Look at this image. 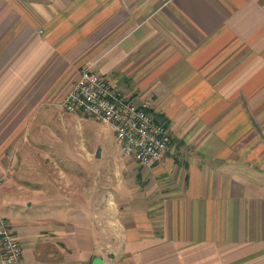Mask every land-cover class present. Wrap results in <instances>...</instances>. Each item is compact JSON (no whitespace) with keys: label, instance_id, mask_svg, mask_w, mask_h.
Here are the masks:
<instances>
[{"label":"crops","instance_id":"obj_1","mask_svg":"<svg viewBox=\"0 0 264 264\" xmlns=\"http://www.w3.org/2000/svg\"><path fill=\"white\" fill-rule=\"evenodd\" d=\"M86 64L145 101L171 148L125 168L109 155L107 179L95 167L89 190H64L96 217L104 188L115 219L38 217L34 237L14 231L24 263L264 264V0H0V145L48 136Z\"/></svg>","mask_w":264,"mask_h":264},{"label":"rangeland","instance_id":"obj_2","mask_svg":"<svg viewBox=\"0 0 264 264\" xmlns=\"http://www.w3.org/2000/svg\"><path fill=\"white\" fill-rule=\"evenodd\" d=\"M52 104L55 123L54 127L49 128L48 136L42 135L33 141L30 137L24 138L22 144L11 141L0 145V174L4 175L0 183V211L11 220L18 237L25 234L34 237L30 236V230L37 226L36 220L49 214L60 220H72L77 217V222L80 215L82 222H85L88 213L87 217L98 218V226L103 228L106 227L104 224H109L111 219H115V211L106 208L110 202H106L109 194L107 195L108 191L104 188L102 201H96L95 206L101 204L97 209L101 211L96 217L91 215L94 206H84L80 211L78 202L67 205L61 195L64 190L74 192L76 196L80 191L89 190L94 183L95 177L91 171L95 167L102 168L103 179H107L106 171L113 162L106 159L109 155L119 156L121 168L126 167L125 158L128 156L118 151L108 122L91 115L65 112L59 107L57 100ZM95 130L99 138H95ZM69 177L70 182L67 181ZM55 198L59 200L52 201ZM58 205L61 207L56 208ZM65 205L74 206V210ZM40 220L42 222V219ZM49 239L47 237L42 243L43 247H52L53 241ZM38 243L32 239L28 240L27 247L37 251ZM57 243L65 247L64 244ZM118 243L106 240L97 242V245L100 252L108 255L110 244Z\"/></svg>","mask_w":264,"mask_h":264},{"label":"built area","instance_id":"obj_3","mask_svg":"<svg viewBox=\"0 0 264 264\" xmlns=\"http://www.w3.org/2000/svg\"><path fill=\"white\" fill-rule=\"evenodd\" d=\"M57 104L70 113L88 114L109 123L117 149L141 164L158 160L172 140L165 122L145 101L121 96L90 65L78 67ZM0 174V183L3 179ZM0 264H25L11 220L0 211Z\"/></svg>","mask_w":264,"mask_h":264},{"label":"water","instance_id":"obj_4","mask_svg":"<svg viewBox=\"0 0 264 264\" xmlns=\"http://www.w3.org/2000/svg\"><path fill=\"white\" fill-rule=\"evenodd\" d=\"M88 264H102V259L99 253H94L90 258Z\"/></svg>","mask_w":264,"mask_h":264}]
</instances>
